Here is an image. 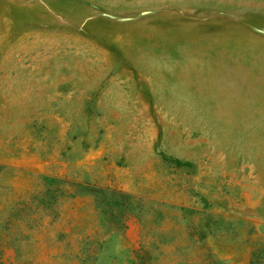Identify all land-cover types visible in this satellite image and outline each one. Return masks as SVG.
<instances>
[{
  "label": "rangeland",
  "instance_id": "374dc122",
  "mask_svg": "<svg viewBox=\"0 0 264 264\" xmlns=\"http://www.w3.org/2000/svg\"><path fill=\"white\" fill-rule=\"evenodd\" d=\"M0 264H264V0H0Z\"/></svg>",
  "mask_w": 264,
  "mask_h": 264
}]
</instances>
